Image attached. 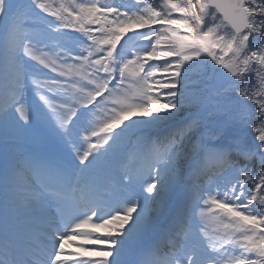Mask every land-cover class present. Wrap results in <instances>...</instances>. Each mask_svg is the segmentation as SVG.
<instances>
[{
  "label": "snow or ice",
  "instance_id": "obj_1",
  "mask_svg": "<svg viewBox=\"0 0 264 264\" xmlns=\"http://www.w3.org/2000/svg\"><path fill=\"white\" fill-rule=\"evenodd\" d=\"M0 264H264V0H0Z\"/></svg>",
  "mask_w": 264,
  "mask_h": 264
},
{
  "label": "bare ground",
  "instance_id": "obj_2",
  "mask_svg": "<svg viewBox=\"0 0 264 264\" xmlns=\"http://www.w3.org/2000/svg\"><path fill=\"white\" fill-rule=\"evenodd\" d=\"M211 227H213V224L210 222L209 223V228L211 229Z\"/></svg>",
  "mask_w": 264,
  "mask_h": 264
},
{
  "label": "rangeland",
  "instance_id": "obj_3",
  "mask_svg": "<svg viewBox=\"0 0 264 264\" xmlns=\"http://www.w3.org/2000/svg\"><path fill=\"white\" fill-rule=\"evenodd\" d=\"M57 0H55L54 2H56ZM60 1V3L64 2V0H58V2Z\"/></svg>",
  "mask_w": 264,
  "mask_h": 264
}]
</instances>
